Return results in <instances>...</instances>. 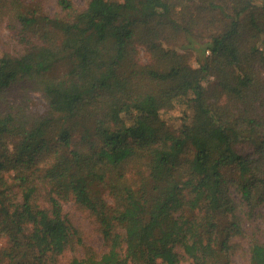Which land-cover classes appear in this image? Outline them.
<instances>
[{
	"label": "trees",
	"instance_id": "obj_1",
	"mask_svg": "<svg viewBox=\"0 0 264 264\" xmlns=\"http://www.w3.org/2000/svg\"><path fill=\"white\" fill-rule=\"evenodd\" d=\"M78 1L0 0V264H264V0Z\"/></svg>",
	"mask_w": 264,
	"mask_h": 264
},
{
	"label": "rangeland",
	"instance_id": "obj_2",
	"mask_svg": "<svg viewBox=\"0 0 264 264\" xmlns=\"http://www.w3.org/2000/svg\"><path fill=\"white\" fill-rule=\"evenodd\" d=\"M53 1L54 0H46V3L48 5V8H52L53 6ZM78 4H79V1L78 0H75ZM103 31H104V28H103V25L101 23H94V24H91L89 26V29H88V32L89 34L93 35L94 37H101L102 34H103ZM8 33L6 32H3V35H7ZM5 41L8 42V39L5 38ZM8 46V44H2V47L3 49H6ZM166 47H175L174 45H165ZM0 48V49H1ZM191 59H190V63L192 64L193 67H197V63H196V60H195V57H194V54L192 53V55L190 56ZM139 59L142 61V62H145L146 61V57L143 53V50L141 49L140 50V53H139ZM30 97L32 100H34V102H32L31 104V108L33 110H36V109H42V104L40 103V97L37 93H33V94H30ZM77 219H79L81 222H82V226H83V229H84V235H85V238H86V241L92 245L95 249L99 250L100 247H101V239H100V236L97 234V232L88 224V223H85L84 221H82V218L81 217H77ZM147 219H143V218H133V222L137 225V223L139 222H143L144 224L147 223ZM149 225H153V223H149ZM256 254L258 256V258L262 259L264 257V250L263 249H257L256 250ZM235 264H238V260L236 261Z\"/></svg>",
	"mask_w": 264,
	"mask_h": 264
}]
</instances>
